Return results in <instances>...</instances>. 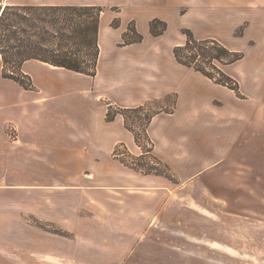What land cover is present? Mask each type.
Wrapping results in <instances>:
<instances>
[{
	"label": "crops",
	"instance_id": "0c3cea01",
	"mask_svg": "<svg viewBox=\"0 0 264 264\" xmlns=\"http://www.w3.org/2000/svg\"><path fill=\"white\" fill-rule=\"evenodd\" d=\"M26 4L112 5L121 12L103 16L96 77L30 60L23 72L35 88L26 90L2 76L0 55V264L246 260L233 234L213 231L222 230V223L192 197L219 201L236 195L217 185L213 167L230 152L254 148L256 131L264 149V0H0V7ZM116 17L118 29L111 26ZM154 19L169 25L160 37L151 35ZM178 19L181 25L172 30ZM131 23L144 40L120 47ZM182 29L233 51L253 46L261 52L252 68L241 67L247 59L224 68L239 81L244 98L176 62L171 45L186 42ZM148 40L152 44L145 47ZM242 76L260 91L257 96L245 92ZM169 95L176 97L173 113L154 117L149 133L174 180L143 176L114 160L113 146H132L134 136L121 116L106 120L110 105L139 106ZM192 165L201 171L191 175Z\"/></svg>",
	"mask_w": 264,
	"mask_h": 264
},
{
	"label": "trees",
	"instance_id": "16d2710c",
	"mask_svg": "<svg viewBox=\"0 0 264 264\" xmlns=\"http://www.w3.org/2000/svg\"><path fill=\"white\" fill-rule=\"evenodd\" d=\"M113 9L115 12L119 10L118 7ZM104 13V7L97 5L26 4L0 7L2 76L19 83L26 90H34L32 78L23 72V66L27 61L36 60L53 67L96 77L101 53L99 36ZM111 26L120 28L121 19L116 17ZM168 28V23L160 19L150 22V32L154 37L164 35ZM181 32L186 37V42L173 48L176 62L194 69L218 85L228 87L238 97H242L239 82L227 75L222 67L242 61L245 53L230 50L215 39H197L189 29H182ZM241 34L242 30L238 32V35ZM143 40L144 36L137 31L135 24L131 23L123 35L125 45L142 43ZM175 105L176 103L172 112L166 113H173ZM147 108L146 104L136 109L142 112ZM120 114V110L109 106L106 120L112 122ZM156 115L157 113L149 118V125ZM153 148L151 143V149ZM130 168L142 171L139 166ZM153 172L154 170H148L147 173ZM51 232L63 234L60 230Z\"/></svg>",
	"mask_w": 264,
	"mask_h": 264
},
{
	"label": "rangeland",
	"instance_id": "374dc122",
	"mask_svg": "<svg viewBox=\"0 0 264 264\" xmlns=\"http://www.w3.org/2000/svg\"><path fill=\"white\" fill-rule=\"evenodd\" d=\"M20 1H22L23 3L33 4L39 3L41 0ZM100 6L104 7L105 19L112 16H120V13H117L118 11L121 12V8L119 6ZM115 7L119 8L117 12H115L113 9ZM181 23V19L176 20L172 26V30H175L176 26L181 25ZM175 41L178 42V40ZM151 44L152 41L148 40L147 43L144 44V46L146 47ZM162 44H164L163 46L165 47L164 54H167V44L166 42H162ZM247 45L248 44H246V46ZM119 46L124 47L127 45H125L122 40ZM174 46H177L176 42L171 45V50ZM257 48L259 47H256V49ZM254 49L255 48L251 46L250 48L246 49L247 52L244 51V60H247L241 67L252 68V64L255 65L254 63H252L256 59L254 57L256 55L258 57H261V52L256 53L255 51H252ZM222 68L224 70L225 67ZM217 76L219 77L218 74ZM242 82L244 84V90L248 94L257 96V94L260 93L258 89H255L254 85H251L250 81H248L246 77L242 76ZM240 98H244V96L242 95V97ZM175 102V95H169L162 99H152L139 106L119 107L110 105L113 106V108L121 111V114L118 116H121L124 119L125 128L134 136V145L132 146L127 144L126 142H120L114 145L111 153L112 158L114 160H117L127 169H130L140 175L163 176L165 178H169L170 180H174L171 178L173 176L172 168L168 163L163 161L156 152V143L149 133L152 123L149 125L148 121L149 118L156 113L157 115H159L166 114V112H172V108ZM146 104L148 105L146 111L140 112L136 109ZM253 140L254 148L249 150L240 149L238 155L231 154L230 152V154L228 153L227 155L228 159L224 161V163L216 166L217 168L215 166L213 167L216 170L215 172L218 174V180H220L218 181L217 185H222L223 188L229 190H235L234 192H237L236 195H224L219 201H215L211 197H192V202L196 204V206L204 207L203 205H206V208L209 211L212 210L214 213L211 219H216L222 223V230H220L219 228L217 230L214 229L213 231H216L217 233L222 232V235L224 237H231L230 234L232 233L233 240H236L234 247H236L239 252L242 251L243 254H248V256L243 257L246 258V260H240L237 262V264H263L261 258L264 251V149H262L261 147L262 139L258 131H256ZM151 143L154 145L153 149H151ZM131 166H139L142 171H136L130 168ZM148 170H154V172L147 173ZM200 171L201 166L192 165L189 173L191 175H195ZM181 172H183V170H181ZM30 219L35 224H37L38 226H42L48 231L58 230L54 227H47L34 218ZM195 219L196 218H194L193 216L191 217L192 221H195ZM208 231L210 230L208 229ZM213 231H210V233H213ZM250 256H253L254 259H252ZM229 263L230 262L223 261V264ZM232 264H235V262H232Z\"/></svg>",
	"mask_w": 264,
	"mask_h": 264
},
{
	"label": "bare ground",
	"instance_id": "6f19581e",
	"mask_svg": "<svg viewBox=\"0 0 264 264\" xmlns=\"http://www.w3.org/2000/svg\"><path fill=\"white\" fill-rule=\"evenodd\" d=\"M5 7V6H4Z\"/></svg>",
	"mask_w": 264,
	"mask_h": 264
}]
</instances>
